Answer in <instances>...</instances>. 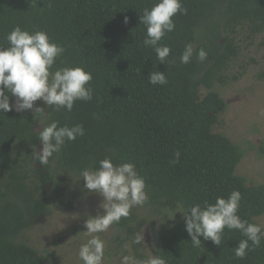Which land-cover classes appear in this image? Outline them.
<instances>
[{"label":"trees","instance_id":"trees-1","mask_svg":"<svg viewBox=\"0 0 264 264\" xmlns=\"http://www.w3.org/2000/svg\"><path fill=\"white\" fill-rule=\"evenodd\" d=\"M237 25L264 34V0H0V264H48L19 234L48 209L52 159L97 179L133 167L150 204L183 209L150 264H264V184L236 173L244 150L214 130ZM64 72L72 82L38 132L14 95ZM13 178L18 191L2 190Z\"/></svg>","mask_w":264,"mask_h":264},{"label":"rangeland","instance_id":"rangeland-1","mask_svg":"<svg viewBox=\"0 0 264 264\" xmlns=\"http://www.w3.org/2000/svg\"><path fill=\"white\" fill-rule=\"evenodd\" d=\"M223 21L215 20L221 31ZM234 28L228 33L235 40L237 55L223 73L226 81L214 86L225 101L214 130L244 150L236 173L248 184H264V34L253 35L247 25ZM204 38L201 30L190 52ZM71 82L70 72L48 73L28 93L14 95V108L20 114L34 112L38 118L34 128L42 131L44 120L59 107ZM200 91L202 95L207 93L205 87ZM35 149L49 160L44 143ZM50 164L54 179L45 185L48 209L19 234L21 241L47 257L48 264H150L156 255L158 234L184 215L182 208L170 210L150 204L145 193L136 189L133 167L105 168L97 179L91 174L72 173L55 159ZM30 167L45 172L40 165ZM14 182L21 180L9 179V186L2 190H13L15 186L18 191L19 185ZM24 182L40 184L31 174ZM125 213L132 215L128 218L131 222L120 225L119 219ZM257 221L264 229V214Z\"/></svg>","mask_w":264,"mask_h":264}]
</instances>
